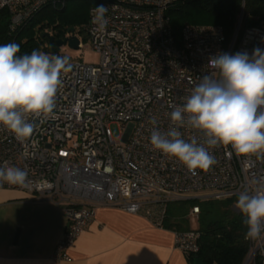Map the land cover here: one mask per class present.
<instances>
[{"label": "built area", "instance_id": "built-area-1", "mask_svg": "<svg viewBox=\"0 0 264 264\" xmlns=\"http://www.w3.org/2000/svg\"><path fill=\"white\" fill-rule=\"evenodd\" d=\"M182 1L102 0L108 7L105 31H96L91 23L96 6L90 9L84 30L98 63L54 54L67 57L70 64V71L61 77L54 118L30 119L36 127L23 143L0 126V167L28 172L24 186L3 182L0 189L49 202L65 217V230L52 255L56 262L70 261L68 250L100 207L141 215L162 227L169 203L238 200L246 188L264 184V155L238 157L230 146H217L209 149L216 164L193 174L150 144L153 128L163 133L174 127L171 112L186 103L202 77L218 75L209 65L211 57L264 50V19L240 34L237 29L229 40L220 25L184 24L175 36L166 11ZM60 4L58 0H0V12H7L10 30H17L45 6ZM73 37L77 49L87 47L78 33L68 39ZM113 124L120 127L118 137L111 132ZM178 130L185 140L194 134L203 140V133ZM233 209L239 211L235 205ZM198 214L195 206L189 217ZM199 239L196 230L174 232L173 245L187 256L195 255ZM247 241L246 261L264 264V233Z\"/></svg>", "mask_w": 264, "mask_h": 264}, {"label": "clouds", "instance_id": "clouds-1", "mask_svg": "<svg viewBox=\"0 0 264 264\" xmlns=\"http://www.w3.org/2000/svg\"><path fill=\"white\" fill-rule=\"evenodd\" d=\"M104 4L92 9L91 23L105 31L109 21ZM16 43L0 45V126L23 143L41 122L54 118L56 97L62 87V74L70 71L67 57L40 50L18 55ZM218 75H204L183 106L170 114L172 127L167 132L153 128V149L177 159L189 172L209 171L216 160L209 149L231 147L238 157L264 155V50L252 54L220 53L209 59ZM153 125L156 119L151 120ZM203 133V140L192 135L182 138L178 129ZM28 172L15 166L0 167V183L24 186ZM235 207L244 217L247 237L257 239L264 233V184L246 188Z\"/></svg>", "mask_w": 264, "mask_h": 264}, {"label": "trees", "instance_id": "trees-1", "mask_svg": "<svg viewBox=\"0 0 264 264\" xmlns=\"http://www.w3.org/2000/svg\"><path fill=\"white\" fill-rule=\"evenodd\" d=\"M58 1L60 6H45L17 30H10L7 12H0V45L19 44L18 55L31 54L33 50L53 54L46 34L62 40L71 30L84 33L90 9L102 3V0ZM166 16L177 37L184 24L220 25L229 40L237 29L240 34L264 19V0H244L243 6L242 0H184L169 8ZM236 202L232 198L169 203L162 228L173 232L192 230L189 212L197 206L199 251L187 256L189 263L198 258L204 264H244L248 254L247 226L241 212L233 209Z\"/></svg>", "mask_w": 264, "mask_h": 264}, {"label": "crops", "instance_id": "crops-1", "mask_svg": "<svg viewBox=\"0 0 264 264\" xmlns=\"http://www.w3.org/2000/svg\"><path fill=\"white\" fill-rule=\"evenodd\" d=\"M65 227L57 206L0 189V264H190L174 248L172 230L114 207L98 208L68 250L70 261L56 262Z\"/></svg>", "mask_w": 264, "mask_h": 264}, {"label": "rangeland", "instance_id": "rangeland-1", "mask_svg": "<svg viewBox=\"0 0 264 264\" xmlns=\"http://www.w3.org/2000/svg\"><path fill=\"white\" fill-rule=\"evenodd\" d=\"M78 37L83 42L84 46H87L83 49H72L68 45L62 46L59 49V54L65 55L72 60H81L85 63L97 64L99 61V56L97 53L92 51L89 47V42L85 39L84 33H78ZM54 55V54H50ZM111 132L114 137H118L120 135V127L116 124L111 125ZM203 192L196 193L194 195H199ZM189 226L192 230H196L198 228V222L195 217H191L189 219ZM249 264V263H248Z\"/></svg>", "mask_w": 264, "mask_h": 264}, {"label": "water", "instance_id": "water-1", "mask_svg": "<svg viewBox=\"0 0 264 264\" xmlns=\"http://www.w3.org/2000/svg\"><path fill=\"white\" fill-rule=\"evenodd\" d=\"M70 32H73V30H71ZM46 38L48 40V45H49L50 51L53 54L58 53L60 47L65 46V45H68L72 49H77L78 40L75 37H73L71 39L66 38V39H62V40H55L49 34H46ZM193 264H204V263H202L200 259L194 258Z\"/></svg>", "mask_w": 264, "mask_h": 264}, {"label": "flooded vegetation", "instance_id": "flooded-vegetation-1", "mask_svg": "<svg viewBox=\"0 0 264 264\" xmlns=\"http://www.w3.org/2000/svg\"><path fill=\"white\" fill-rule=\"evenodd\" d=\"M73 34V32L67 33L65 36V39L68 38L69 36H71Z\"/></svg>", "mask_w": 264, "mask_h": 264}, {"label": "bare ground", "instance_id": "bare-ground-1", "mask_svg": "<svg viewBox=\"0 0 264 264\" xmlns=\"http://www.w3.org/2000/svg\"><path fill=\"white\" fill-rule=\"evenodd\" d=\"M249 263V261L247 260L246 262H245V264H248Z\"/></svg>", "mask_w": 264, "mask_h": 264}]
</instances>
